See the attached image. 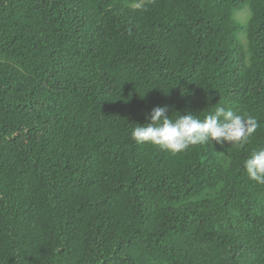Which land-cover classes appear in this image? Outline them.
Instances as JSON below:
<instances>
[{
    "label": "trees",
    "instance_id": "1",
    "mask_svg": "<svg viewBox=\"0 0 264 264\" xmlns=\"http://www.w3.org/2000/svg\"><path fill=\"white\" fill-rule=\"evenodd\" d=\"M216 105L257 120L246 143L132 139ZM256 149L264 0H0V264H264Z\"/></svg>",
    "mask_w": 264,
    "mask_h": 264
},
{
    "label": "clouds",
    "instance_id": "2",
    "mask_svg": "<svg viewBox=\"0 0 264 264\" xmlns=\"http://www.w3.org/2000/svg\"><path fill=\"white\" fill-rule=\"evenodd\" d=\"M217 105L203 119L191 112H183L173 119L168 115L169 106H157L148 114L149 123L136 125L132 130V139L137 144H150L171 154L213 141L237 147L246 143L257 130V120ZM243 167L251 181L264 185V149L252 151Z\"/></svg>",
    "mask_w": 264,
    "mask_h": 264
},
{
    "label": "rangeland",
    "instance_id": "3",
    "mask_svg": "<svg viewBox=\"0 0 264 264\" xmlns=\"http://www.w3.org/2000/svg\"><path fill=\"white\" fill-rule=\"evenodd\" d=\"M235 17L241 23H245L246 20L249 17L248 9L247 8H244V10H242L240 12H237L236 15H235ZM239 40H240V42L242 44H245L246 40H245V36H244V33L243 32L239 33Z\"/></svg>",
    "mask_w": 264,
    "mask_h": 264
}]
</instances>
